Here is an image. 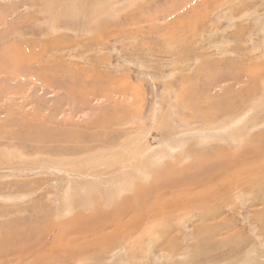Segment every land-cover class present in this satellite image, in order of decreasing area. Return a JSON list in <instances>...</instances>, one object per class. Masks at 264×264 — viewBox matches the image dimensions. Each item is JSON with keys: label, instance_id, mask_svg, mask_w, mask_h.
I'll return each mask as SVG.
<instances>
[{"label": "rangeland", "instance_id": "obj_1", "mask_svg": "<svg viewBox=\"0 0 264 264\" xmlns=\"http://www.w3.org/2000/svg\"><path fill=\"white\" fill-rule=\"evenodd\" d=\"M0 264H264V0H0Z\"/></svg>", "mask_w": 264, "mask_h": 264}, {"label": "bare ground", "instance_id": "obj_2", "mask_svg": "<svg viewBox=\"0 0 264 264\" xmlns=\"http://www.w3.org/2000/svg\"><path fill=\"white\" fill-rule=\"evenodd\" d=\"M18 68V67H17ZM131 184V183H130Z\"/></svg>", "mask_w": 264, "mask_h": 264}]
</instances>
